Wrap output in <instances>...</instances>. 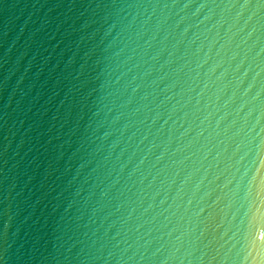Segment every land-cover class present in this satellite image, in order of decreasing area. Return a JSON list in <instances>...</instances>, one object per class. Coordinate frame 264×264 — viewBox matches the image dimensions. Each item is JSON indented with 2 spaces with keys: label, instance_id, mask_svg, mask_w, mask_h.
I'll list each match as a JSON object with an SVG mask.
<instances>
[{
  "label": "water",
  "instance_id": "water-1",
  "mask_svg": "<svg viewBox=\"0 0 264 264\" xmlns=\"http://www.w3.org/2000/svg\"><path fill=\"white\" fill-rule=\"evenodd\" d=\"M0 264H264V0H0Z\"/></svg>",
  "mask_w": 264,
  "mask_h": 264
}]
</instances>
